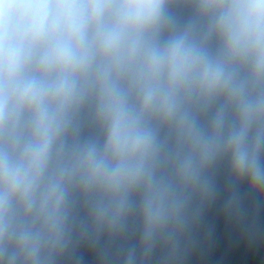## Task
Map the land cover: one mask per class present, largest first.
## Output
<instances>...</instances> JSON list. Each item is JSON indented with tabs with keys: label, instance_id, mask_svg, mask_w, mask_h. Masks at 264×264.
I'll return each mask as SVG.
<instances>
[{
	"label": "clouds",
	"instance_id": "9594fccd",
	"mask_svg": "<svg viewBox=\"0 0 264 264\" xmlns=\"http://www.w3.org/2000/svg\"><path fill=\"white\" fill-rule=\"evenodd\" d=\"M264 198V0H0V264H187L205 211Z\"/></svg>",
	"mask_w": 264,
	"mask_h": 264
}]
</instances>
